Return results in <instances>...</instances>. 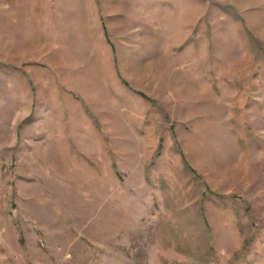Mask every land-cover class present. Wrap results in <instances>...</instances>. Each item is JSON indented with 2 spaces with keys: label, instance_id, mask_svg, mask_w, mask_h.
<instances>
[{
  "label": "rangeland",
  "instance_id": "rangeland-1",
  "mask_svg": "<svg viewBox=\"0 0 264 264\" xmlns=\"http://www.w3.org/2000/svg\"><path fill=\"white\" fill-rule=\"evenodd\" d=\"M0 264H264V0H0Z\"/></svg>",
  "mask_w": 264,
  "mask_h": 264
}]
</instances>
